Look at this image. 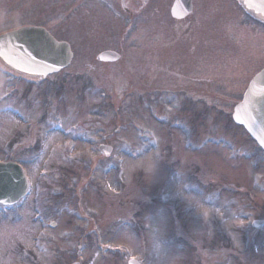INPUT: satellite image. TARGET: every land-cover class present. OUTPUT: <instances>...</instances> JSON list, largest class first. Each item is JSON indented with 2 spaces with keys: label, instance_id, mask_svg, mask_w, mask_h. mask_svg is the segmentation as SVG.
Returning <instances> with one entry per match:
<instances>
[{
  "label": "rangeland",
  "instance_id": "1",
  "mask_svg": "<svg viewBox=\"0 0 264 264\" xmlns=\"http://www.w3.org/2000/svg\"><path fill=\"white\" fill-rule=\"evenodd\" d=\"M19 6L0 29L44 25L73 57L39 81L0 61V161L21 164L28 180L25 198L0 206V264H264L235 256L243 217L264 216V153L230 119L264 66V29L247 14L239 24L230 6L213 53L199 44L186 57H145L155 10L127 12V0ZM104 49L120 60L98 62Z\"/></svg>",
  "mask_w": 264,
  "mask_h": 264
},
{
  "label": "water",
  "instance_id": "2",
  "mask_svg": "<svg viewBox=\"0 0 264 264\" xmlns=\"http://www.w3.org/2000/svg\"><path fill=\"white\" fill-rule=\"evenodd\" d=\"M236 1L248 15L264 22V0ZM178 3L180 0H174L172 12ZM188 11L189 4L184 6L182 13L173 16L179 18ZM118 58L119 54L112 50H103L96 55L98 61H115ZM0 59L16 71L44 78L66 67L72 59V52L66 41L54 39L43 27L21 26L0 33ZM231 118L264 151V67L249 80L240 100L233 106ZM98 150L107 155L111 147L100 144ZM26 188L27 181L21 167L12 161L0 162V203H15L24 195ZM127 264L139 263L128 259Z\"/></svg>",
  "mask_w": 264,
  "mask_h": 264
},
{
  "label": "flooded vegetation",
  "instance_id": "3",
  "mask_svg": "<svg viewBox=\"0 0 264 264\" xmlns=\"http://www.w3.org/2000/svg\"><path fill=\"white\" fill-rule=\"evenodd\" d=\"M52 1L56 3L57 0ZM222 1H224V3ZM19 2L21 3L22 0H0V8L1 4H3V9L0 10V20H2V22L6 24L7 17H16V19L18 18V11H20L22 7H18ZM127 3L128 7L125 8L127 12L130 10V8H133V6H136L137 4L138 7H142L145 10H150V12L151 10H155L156 13H159V16H162L161 19L157 18L151 21L149 20L148 23H146L147 36L145 40V57H150V55L154 53L155 49L158 52H161L162 57H164L163 55H165V53H167V56L177 55L178 57H182L185 53L189 54L194 52V50L197 51L199 44H202L204 52L208 54L211 52L213 53L215 42H218L215 32L220 31L222 27L221 24L223 23V16L219 13V11H221L222 8H227L229 10L230 6L234 11L237 12L242 10L241 6L235 0H180V3H178L176 9L173 12L171 11V7L174 4V0H127ZM60 4L58 2V6H60ZM188 4L189 11L187 14L179 18L173 16V14L182 13L184 6L186 7ZM121 6L123 5L121 4ZM61 8L58 7V10H61ZM238 16V23L245 24L246 22L241 17L242 14L238 13ZM18 22H20V20ZM24 24L41 25L38 23L14 22L8 24L3 29H0V33L15 29ZM253 27L255 29H264V24L257 23ZM156 28H158V30ZM180 31H186V33L180 35L178 34ZM152 40L157 41L155 46H152ZM119 60L120 58L111 63L117 62ZM250 214L251 213H248V216L246 217H249ZM246 219L247 221H245L244 229H242L240 235L242 238V242L239 244L241 247V252L240 254L236 253L235 256H239V259H241L242 256L254 255L257 258L258 263H264V216ZM253 220H259L261 221V224L253 226L251 224ZM225 249L227 250V247Z\"/></svg>",
  "mask_w": 264,
  "mask_h": 264
}]
</instances>
